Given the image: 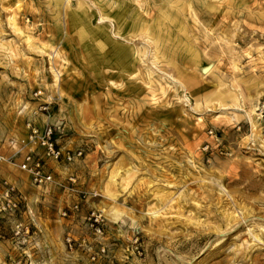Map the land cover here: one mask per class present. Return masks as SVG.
Segmentation results:
<instances>
[{
    "label": "rangeland",
    "instance_id": "1",
    "mask_svg": "<svg viewBox=\"0 0 264 264\" xmlns=\"http://www.w3.org/2000/svg\"><path fill=\"white\" fill-rule=\"evenodd\" d=\"M66 2L0 0V197L12 185L23 198L0 213V264H92L67 234L107 246L104 264H264V0H87L94 24L108 17L142 52L127 72ZM29 121L83 151L50 163L42 189L20 169ZM79 192L99 196L64 218ZM92 211L106 219L99 240Z\"/></svg>",
    "mask_w": 264,
    "mask_h": 264
},
{
    "label": "built area",
    "instance_id": "2",
    "mask_svg": "<svg viewBox=\"0 0 264 264\" xmlns=\"http://www.w3.org/2000/svg\"><path fill=\"white\" fill-rule=\"evenodd\" d=\"M49 107L41 106L40 111L47 112ZM28 135L27 146L28 152L25 154L20 169L26 172L31 179V184L38 188H45L55 182L54 175L49 166L50 163L65 162L72 164L83 157V151L65 152L58 145L56 140V128L52 125H46L44 128L37 126L34 122L29 121L27 124ZM1 160V158H0ZM72 185V192H76V184L78 178L70 176L68 179ZM80 200L63 213L64 218H73L81 212L83 203H87L99 196L97 192L87 194L79 192ZM22 196L19 195L15 186L9 185L0 197V213L11 214L20 209ZM86 224L89 232L95 240H99L104 236L106 228V219L98 211H92L86 218ZM138 241V240H137ZM66 249L71 253L86 252L89 254L92 264H104L103 260L108 257L109 249L107 246L100 245L95 250L93 244L86 240L76 239L72 234H67L65 238ZM138 254L142 256V252L137 248Z\"/></svg>",
    "mask_w": 264,
    "mask_h": 264
},
{
    "label": "bare ground",
    "instance_id": "3",
    "mask_svg": "<svg viewBox=\"0 0 264 264\" xmlns=\"http://www.w3.org/2000/svg\"><path fill=\"white\" fill-rule=\"evenodd\" d=\"M68 9L70 11V16L73 24L79 28V33L82 37H89L95 40V42L98 44L99 51L105 55L107 59H115L116 66L123 70V71H129L135 62L139 59V55L142 54L141 51H137V57L135 55V52L132 48L126 47L121 42L116 41L112 35L109 33V29L107 25L105 24V19H108V17H102L99 18L102 22L100 25H96L92 22V16L93 14L89 11L87 0H66ZM76 2L75 5H72V2ZM90 3V2H89ZM137 3V2H136ZM138 5L140 3H137ZM137 5V6H138ZM92 6H94L92 4ZM65 8V7H64ZM97 8V7H96ZM137 8V7H136ZM91 9V8H90ZM154 9V8H153ZM156 9V8H155ZM95 10V9H94ZM143 10V9H142ZM171 10V9H170ZM126 7H119L118 12L115 15V18L118 20L119 23L124 21V15H125ZM154 11V10H153ZM14 12V11H12ZM17 12V11H16ZM100 12V11H98ZM98 14V13H97ZM147 14V13H146ZM153 14V13H152ZM151 13L149 15H152ZM148 15V14H147ZM19 16V15H18ZM16 14H14L11 18V21L13 23V26H17V17ZM151 17V16H150ZM148 18V17H147ZM10 20V19H9ZM182 20V19H181ZM183 22V21H182ZM19 23V22H18ZM110 24V23H109ZM108 24V25H109ZM115 24V23H114ZM184 24V23H183ZM12 25V24H11ZM148 26V25H147ZM146 27V26H145ZM142 28V27H141ZM152 29V28H150ZM111 30V29H110ZM20 31V30H19ZM149 31V30H147ZM146 31V32H147ZM143 32V30H142ZM113 34V33H112ZM31 36V35H30ZM174 36V35H173ZM116 37V36H115ZM145 37V36H144ZM29 38V37H28ZM119 38V37H117ZM122 39V38H121ZM146 39V38H145ZM32 40V39H30ZM29 40V41H30ZM134 40V39H133ZM148 42V41H147ZM152 42V41H151ZM153 45V44H152ZM42 48V47H41ZM43 49V48H42ZM135 49V48H134ZM157 50V49H156ZM42 51V50H41ZM43 52V51H42ZM47 54V53H46ZM160 55V54H159ZM49 56V55H48ZM159 57V56H158ZM161 58V56H160ZM141 60V59H140ZM53 69V68H52ZM138 69V68H137ZM54 70V69H53ZM55 73V72H54ZM58 75V74H57ZM59 78V77H58ZM126 78V77H124ZM58 80V79H57ZM56 80V81H57ZM59 81V80H58ZM57 81V82H58ZM224 86L221 85L222 89ZM229 90V89H228ZM217 92V91H216ZM234 93V92H233ZM232 93V94H233ZM214 94V93H213ZM231 95V92H217L218 101H222V97L224 95ZM216 95V94H215ZM207 96V95H206ZM208 103V102H207ZM222 105V104H221ZM224 106V105H222ZM226 106V104H225ZM255 125V124H254ZM254 130V129H253ZM108 149V147H107ZM115 219L119 218V214L116 211L112 212ZM64 248V247H63Z\"/></svg>",
    "mask_w": 264,
    "mask_h": 264
}]
</instances>
